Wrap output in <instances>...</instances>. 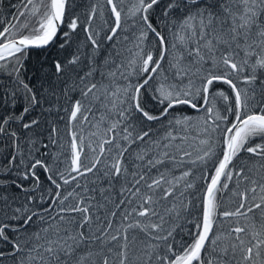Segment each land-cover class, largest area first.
<instances>
[{
	"label": "snow or ice",
	"instance_id": "obj_1",
	"mask_svg": "<svg viewBox=\"0 0 264 264\" xmlns=\"http://www.w3.org/2000/svg\"><path fill=\"white\" fill-rule=\"evenodd\" d=\"M78 7L0 0V264H264V0Z\"/></svg>",
	"mask_w": 264,
	"mask_h": 264
},
{
	"label": "trees",
	"instance_id": "obj_2",
	"mask_svg": "<svg viewBox=\"0 0 264 264\" xmlns=\"http://www.w3.org/2000/svg\"><path fill=\"white\" fill-rule=\"evenodd\" d=\"M17 3V0H4V5L7 7L9 6L10 4H15ZM76 3L80 5V7L77 8V12H82L83 11V8L84 6L86 5L87 3V0H76ZM12 12H9L8 15L11 16ZM67 30V29H65ZM35 59V53L33 54V60ZM30 64L32 63V61L29 62ZM217 88H223L225 90H227V86L225 85H220L218 84L216 86ZM185 111H191V110H185ZM59 127L61 128V135L63 136L64 135V124H60ZM4 147V144L2 141H0V148H3Z\"/></svg>",
	"mask_w": 264,
	"mask_h": 264
}]
</instances>
